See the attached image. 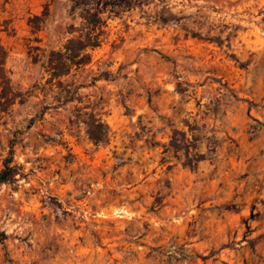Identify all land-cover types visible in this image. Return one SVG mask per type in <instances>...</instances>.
<instances>
[{
	"label": "rangeland",
	"instance_id": "rangeland-1",
	"mask_svg": "<svg viewBox=\"0 0 264 264\" xmlns=\"http://www.w3.org/2000/svg\"><path fill=\"white\" fill-rule=\"evenodd\" d=\"M94 10L62 105L45 54ZM0 45L22 94L0 116V169L14 138L21 172L0 184V264H264V0H0ZM92 103L106 143L80 122Z\"/></svg>",
	"mask_w": 264,
	"mask_h": 264
},
{
	"label": "trees",
	"instance_id": "trees-1",
	"mask_svg": "<svg viewBox=\"0 0 264 264\" xmlns=\"http://www.w3.org/2000/svg\"><path fill=\"white\" fill-rule=\"evenodd\" d=\"M44 11L40 15H33L27 19V23L33 29H39L43 23ZM81 28H70L69 33H77L66 38L62 48L49 49L45 54L46 73L45 83L54 88L59 98L62 97V105L74 100V95L80 87L86 82L79 80V74L84 72L85 66L90 62L91 57L87 52L88 48L100 45V35L103 32L104 21L97 10L81 12ZM6 51L0 45V116L5 115L8 109L15 103L16 99L22 97V94L13 90L9 77L6 74L4 64ZM73 74V79L67 81L64 77ZM97 78H93L96 80ZM65 95V96H64ZM23 99L20 100L22 102ZM84 109V110H82ZM88 109V110H87ZM77 110L83 111L80 114V122L83 124L85 133L89 140L95 143H106L109 136V126L102 118L100 113L96 112L95 104L90 106L79 107ZM34 118L29 119V123ZM5 122V120H4ZM14 138L8 142V151L6 157L2 160L0 169V184H11L17 181L16 175H21L19 166L13 164V146ZM186 132L183 130L173 129L169 145L175 151H184L188 155L189 145ZM202 159L199 154L196 158ZM185 165H192L190 159L184 162Z\"/></svg>",
	"mask_w": 264,
	"mask_h": 264
}]
</instances>
